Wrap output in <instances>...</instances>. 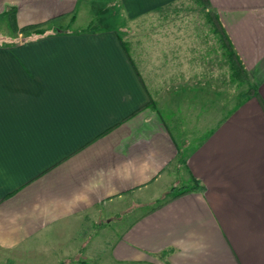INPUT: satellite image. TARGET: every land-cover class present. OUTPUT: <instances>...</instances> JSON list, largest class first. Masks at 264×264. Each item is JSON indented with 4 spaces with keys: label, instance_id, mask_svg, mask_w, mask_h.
<instances>
[{
    "label": "crops",
    "instance_id": "obj_1",
    "mask_svg": "<svg viewBox=\"0 0 264 264\" xmlns=\"http://www.w3.org/2000/svg\"><path fill=\"white\" fill-rule=\"evenodd\" d=\"M87 1L0 0V18L44 26L0 43V251L264 264V0H113L149 19L131 35L75 28ZM231 47L249 84L233 108L216 89Z\"/></svg>",
    "mask_w": 264,
    "mask_h": 264
},
{
    "label": "rangeland",
    "instance_id": "obj_2",
    "mask_svg": "<svg viewBox=\"0 0 264 264\" xmlns=\"http://www.w3.org/2000/svg\"><path fill=\"white\" fill-rule=\"evenodd\" d=\"M205 6L207 5L205 0H201ZM199 4V3H198ZM87 10L81 11L77 17L76 20L73 23V26L76 28L84 27L86 26L88 29H93L94 28H114V29H123V27H127L130 35L133 32L134 25H139V26H144L146 23H149V19L146 20H139L138 22H133L130 23L128 20H126L123 17V12L121 5L118 1H113V0H88L87 3ZM200 5V4H199ZM210 17L209 20L213 22L214 27L218 32L221 33V28L219 26V23L216 19V17L213 15V13L210 12ZM159 21V19H155L154 21ZM73 21V19H71ZM203 19L200 18V23L202 22ZM162 22V21H161ZM160 22V23H161ZM157 22L156 24H158ZM172 23V22H170ZM178 25V16L175 17L174 23ZM49 25V24H48ZM57 26L56 23H51L50 26ZM95 26V27H94ZM46 27V26H45ZM73 27V28H74ZM41 31H44V26L40 25L38 27ZM61 30H68L61 28ZM127 32V31H126ZM123 30H120L121 36H124V33H126ZM34 33V30L29 31V32H17L12 30L10 27V22L7 18H0V43L3 44H8L12 43L13 41H17L18 39L22 40L26 38L29 35H32ZM222 35V33H221ZM222 40L224 41V46L225 47H230L228 41L224 36L222 35ZM231 50V62L229 65H227L225 61V67L224 73L222 77L220 78V82H216V89L219 91V96H221V101L224 100L227 104H230L229 106L233 108L236 104L240 102V100L243 98V92H248L249 91V84H246L244 81L240 79V75L236 73L235 69H238L239 72H241L238 68V60L234 57L232 54V47L230 48ZM236 66V67H235ZM245 78L246 75H243ZM0 264H14V261L11 259H8L7 254L4 251H0ZM39 264H43L39 263Z\"/></svg>",
    "mask_w": 264,
    "mask_h": 264
},
{
    "label": "trees",
    "instance_id": "obj_3",
    "mask_svg": "<svg viewBox=\"0 0 264 264\" xmlns=\"http://www.w3.org/2000/svg\"><path fill=\"white\" fill-rule=\"evenodd\" d=\"M8 20H9V22H10V27L12 28V30H14V31H17V32H23V33H25V32H29V31H32V30H34V33H41V30L38 28L39 26H40V24H34V25H25V26H22V27H17V24H16V22H15V20H14V15H13V12L12 11H10L9 13H8ZM95 27V26H94ZM94 29H97V27L96 28H94ZM59 30V29H58ZM62 32H65L66 30H61ZM224 35V34H223ZM224 38H226V36H224ZM227 39V38H226ZM232 54H234V52L232 51ZM237 64H238V68H239V70L243 73V75H244V70H243V68H242V66H241V64H240V62H237ZM191 190V187H186V186H178V187H172L169 191H168V193H166L165 194V196L162 198V199H159L158 201H157V204H156V206H159V205H161L164 201H166V200H169V199H172V198H175V197H177V196H179V195H181V194H184V193H186V192H189Z\"/></svg>",
    "mask_w": 264,
    "mask_h": 264
}]
</instances>
